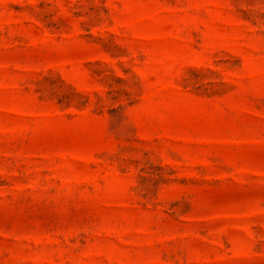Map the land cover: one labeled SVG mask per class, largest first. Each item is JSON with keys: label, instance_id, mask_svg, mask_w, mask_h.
<instances>
[{"label": "rangeland", "instance_id": "374dc122", "mask_svg": "<svg viewBox=\"0 0 264 264\" xmlns=\"http://www.w3.org/2000/svg\"><path fill=\"white\" fill-rule=\"evenodd\" d=\"M0 264H264V0H0Z\"/></svg>", "mask_w": 264, "mask_h": 264}]
</instances>
